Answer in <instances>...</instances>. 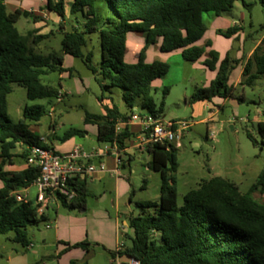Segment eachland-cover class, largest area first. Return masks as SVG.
Segmentation results:
<instances>
[{"label":"trees","instance_id":"trees-1","mask_svg":"<svg viewBox=\"0 0 264 264\" xmlns=\"http://www.w3.org/2000/svg\"><path fill=\"white\" fill-rule=\"evenodd\" d=\"M9 1L0 0V235L12 233L10 240L26 249L31 244L28 229L46 221V218L38 216L29 202H17L12 193L29 188L39 176V168L28 166L26 162L30 149L41 145L40 137L30 130V126L43 117L44 107L26 106L22 118L12 121L6 112L10 85L24 88L29 101L57 99L59 95L43 85L41 77L50 72H65L62 55L82 59L86 68L96 75L95 80L103 90L117 88L121 91V101L126 109L125 114H120L114 106L105 107L103 116L85 113L84 124L95 126L99 144H115L122 151L136 134L127 125L116 134L115 124L117 120L128 122L136 100H140L145 114L161 118L163 113V101L157 107L150 88L155 80L168 73L169 65L158 60L146 64V49L159 42L161 53L179 51L184 61L198 62L205 54L204 47L198 45L207 32L203 14L211 12L216 17L220 16L230 10L236 0H103L115 14V18L103 20V29L98 28L100 19L94 12L97 0H44L45 10L56 14L61 21L67 16L73 18L72 29L62 33V55L34 52L33 47L49 39L52 32L34 35L36 31H29L20 35L15 24L21 16L32 20V15L21 10L7 13ZM257 1L264 5V0ZM77 15L84 19L82 25L78 24ZM240 30L239 26L233 25L225 32L219 31V34L231 38ZM94 33L98 34L100 42L98 73L91 65V54L84 56L82 53L87 45V36ZM129 34H141L145 40L143 52L133 65L124 63ZM208 56L204 65L213 70L218 61L217 54L211 50ZM240 65L238 60H231L226 55L219 62L209 87L197 89L190 102L231 98L234 87L229 85V78ZM262 75L264 38L243 65L242 77L245 80L240 85L252 87ZM68 76H71L70 70ZM167 93L168 88H164L163 98ZM257 128L264 136V123H258ZM82 136V131L70 129L58 140L65 142ZM18 146L21 153L15 155ZM145 152L150 157L146 168L158 173L160 178L159 200L157 204L137 203L142 212L131 216L128 223L133 233L132 245L121 255L139 264H264V202L253 196L255 193L264 195V169L245 193L228 180L212 177L189 191L183 198V204L178 206L174 176L176 148L151 144ZM16 157L24 162L25 167L18 171H5V167L14 164ZM68 186L75 192L74 199L66 201L58 197L57 202L69 209L84 210L88 197L86 181L74 179ZM147 208L155 211L145 214ZM88 246L87 243L65 244L58 256L73 249H82L88 254ZM87 259L71 260L69 264H88Z\"/></svg>","mask_w":264,"mask_h":264},{"label":"rangeland","instance_id":"rangeland-1","mask_svg":"<svg viewBox=\"0 0 264 264\" xmlns=\"http://www.w3.org/2000/svg\"><path fill=\"white\" fill-rule=\"evenodd\" d=\"M6 10L7 13L15 10L31 13L32 20L21 16L15 24L20 35L29 31H36L34 35L52 32L49 39L33 47L34 52L62 55V33L72 29L73 18L67 16L66 20L61 21L56 14L45 10L44 0H11L6 4ZM94 12L100 19L99 29L104 28V19L115 18L113 10L103 0L95 2ZM202 19L207 32L203 39L205 41L201 43L205 52L212 50L218 58L213 70L204 65L209 59L208 55L203 56L202 61L190 63L184 61L179 54H164L154 47L149 52L150 61L160 57L169 65L168 73L155 80L150 88L156 106H160L163 101L161 118L165 122H191L188 130L174 143L177 153L174 176L178 206L183 204V198L189 191L196 189L201 181L212 177L228 180L241 193H245L255 184L259 173L264 169V136L257 128L258 123H264V75L259 76L252 87L243 86L240 84L245 78L241 75L240 66H237L229 78V85L234 87L231 98H214L209 108H203L197 114H194L197 110L194 106L198 102H190L197 89L209 87L205 73L212 75L214 79L219 62L226 55L242 65L246 63L264 38V5L257 0H236L232 8L220 16L216 17L208 12L203 14ZM76 20L79 25L84 23L80 15L76 16ZM233 25L241 28L238 34L231 38L219 34V31L225 32ZM86 39L87 45L82 53L84 56L91 54V65L98 73L101 58L98 34H90ZM139 42H142L141 45ZM144 45V39L130 34L126 41L124 63L136 64ZM145 54L146 51L144 56ZM62 57L65 72H50L41 77L43 85L49 86L61 96L60 102L56 101V97L29 101L24 88L12 84L11 92L6 98L7 115L16 122L22 118V111L26 106H43V117L38 123L31 124L30 130L45 138L47 146L57 154H66L74 148H81L88 153L102 149L103 145L96 140L95 126L85 125L84 116L85 113L103 116L104 108L112 106L120 114H125L121 91L117 88L103 90L95 80L96 75L86 68L82 59ZM68 70L71 71L70 77ZM164 88H168V93L163 98ZM133 110L140 114L146 113L141 108L140 100H136ZM52 126L53 130L49 128ZM136 126L134 124L129 128L135 134L138 133ZM70 129L82 131L83 136L60 142L58 138ZM133 143L134 138L126 143V151L119 154L120 164L116 176L105 174L94 184L88 183L85 212L63 207L59 202L45 210L48 219L28 229L33 250L25 252L22 246L14 244L10 240L12 233L0 235V264H56L55 253H61L65 244L77 243H87L88 254L82 249H73L69 254L60 256L63 261H82L88 258V264H117V245H124V253L131 247L133 239L130 228L126 233L122 232V223H129L131 216L142 212L137 203L157 204L160 195L158 173L146 168L150 157L145 152L133 150ZM20 153L21 148L18 146L14 154ZM93 162L96 164V160ZM13 163V170L24 165L17 157L13 159ZM253 196L257 201L264 202V195L255 193ZM144 211L145 214H152L155 209L147 208ZM42 238L49 248L43 247ZM111 253L114 260L111 259ZM125 261L126 264L130 262L128 258Z\"/></svg>","mask_w":264,"mask_h":264},{"label":"built area","instance_id":"built-area-1","mask_svg":"<svg viewBox=\"0 0 264 264\" xmlns=\"http://www.w3.org/2000/svg\"><path fill=\"white\" fill-rule=\"evenodd\" d=\"M61 96L56 99L60 102ZM129 123H138L141 127L140 134L134 144V149L139 153H144L148 145L164 144L172 145L191 126L188 121H169L163 118L140 114L134 110L128 118V122L117 120L115 133L120 131ZM41 145L32 147L26 162L28 166L39 168V176L30 187L35 189L32 200L25 198L22 192L12 193L17 202H29L35 208L37 215L42 216L49 205L57 202L58 197L71 201L75 197V192L68 186L74 179L87 180L96 173H104L105 165L100 163L93 165L91 161L106 156L115 159L116 165L120 164V151L116 145L103 144L102 149L92 152H85L81 148H74L69 153L59 155L52 148L46 145V140L40 137ZM175 147V146H174ZM117 175V169L114 171ZM29 187V188H30ZM48 228V227H47ZM124 248L123 244L117 245L115 259H117ZM129 264H139L136 260L129 259Z\"/></svg>","mask_w":264,"mask_h":264},{"label":"crops","instance_id":"crops-1","mask_svg":"<svg viewBox=\"0 0 264 264\" xmlns=\"http://www.w3.org/2000/svg\"><path fill=\"white\" fill-rule=\"evenodd\" d=\"M130 35V34H129ZM128 35V36H129ZM134 35H137V36H140L141 38H142V40L144 39V36L143 35H141V34H134ZM128 36H127V39H128ZM204 38H205V36H204ZM203 38V39H204ZM203 39L198 43V45H200V46H203V43H201L202 41H203ZM205 41V40H204ZM203 41V42H204ZM144 42H145V40H144ZM140 43V42H139ZM142 43V42H141ZM141 43H140V45H141ZM139 45V44H138ZM160 46V43L159 42H157L156 43V45H152V46H149L147 49H146V54H145V56H144V62L147 64H149V63H151V62H153L154 60H158V61H163V62H166V60L165 59H163V58H160V57H156V58H154L153 60H149L150 58V56H149V52L151 51V48L152 47H154V49L155 50H159V47ZM139 47V46H138ZM173 53H176V54H179L180 55V57H181V54H180V52L178 51V52H173ZM169 54V53H168ZM207 56L208 55V51L207 52H205V54H204V56ZM167 55H165V57H166ZM182 58V57H181ZM203 58V57H202ZM202 58L199 60V61H202ZM150 61V62H149ZM198 61V62H199ZM240 68H241V75H242V68H243V65L241 64L240 65ZM206 78H208V80H206ZM205 80H206V84H210V82L213 80V76L212 75H208L207 73H205ZM209 105H210V102H206V101H204V102H198L197 104H195V109H197V110H195V112H194V114H197L199 111H201L203 108H209ZM137 125L136 127H137V130H138V133L136 134V137L134 138V140H135V142H136V139H137V137L139 136V134H140V130H141V127H140V125L138 124V123H129L127 126L131 129V127L133 126V125ZM50 129H54L53 128V126L52 127H49ZM131 131V130H130ZM132 133H134L135 134V131H131ZM134 144L135 143H133V145H132V149L134 150ZM46 145H47V142H46ZM101 145H103V144H101ZM75 147H79V146H75ZM53 149V148H52ZM126 149H127V147L124 149V150H122V151H120V153L121 152H124V151H126ZM138 152V151H137ZM69 153V152H68ZM139 153V152H138ZM146 153V152H145ZM94 160H96V164L93 162V161H91V163L93 164V165H98V164H100V163H103L104 165H105V167H106V169H105V172L104 173H96V174H94L92 177H91V179H87V180H85L86 181V184H87V189H88V183H91V184H94L95 182H97V180H99V179H101L103 176H105V174H109L110 176H116V175H114V171L117 169V173H118V166L116 165V162H115V159L113 158V157H109V156H106V157H103V158H100V159H94ZM25 167V165H22V166H20L19 168H17L16 170H13L12 168H14V164L12 165V166H7V167H5L4 168V170L5 171H18V170H21L22 168H24ZM10 168V169H9ZM22 195L25 197V198H27V199H29V200H32L33 199V197H34V195H35V189L34 188H32V187H30V188H28L26 191H24V192H22ZM116 197H118V193H117V196ZM57 203L58 202H55V203H53V204H51V205H49L48 206V208L49 207H51V206H53V205H57ZM47 208V209H48ZM86 211V208L84 209V210H82V212H85ZM44 217L46 218V220L48 219L47 218V215H46V212L44 213ZM122 226H123V229H122V232L123 233H126L127 231H128V229H129V226H128V223L127 222H123L122 223ZM47 229H49V227L47 228ZM35 239L33 238V241H34ZM45 239L44 238H42L41 239V242H42V244H43V247L44 248H49V246H47V244L45 243ZM34 243H35V241H34ZM34 249V245L31 243L30 244V246L28 247V248H26V249H23L25 252H29V251H31V250H33ZM71 252V250L69 251V252H67L66 253V255L67 254H69ZM37 255H38V253H36ZM35 254V255H36ZM37 255H36V257H37ZM111 256H113V254L111 253ZM121 256V257H120ZM120 256L116 259L118 262H117V264H126V262L127 261H125V259L127 258L126 256V258L125 257H122V255L120 254ZM55 258H56V264H69V260L70 259H68L67 261H63L62 260V257H60V256H58V251L55 253ZM124 258V259H123ZM111 259H113L114 260V257L113 258H111Z\"/></svg>","mask_w":264,"mask_h":264}]
</instances>
